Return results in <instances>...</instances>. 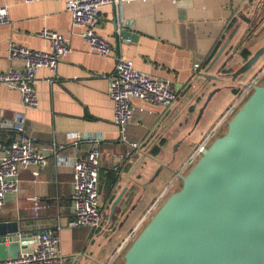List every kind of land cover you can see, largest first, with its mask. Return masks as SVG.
Wrapping results in <instances>:
<instances>
[{"label":"crops","instance_id":"obj_1","mask_svg":"<svg viewBox=\"0 0 264 264\" xmlns=\"http://www.w3.org/2000/svg\"><path fill=\"white\" fill-rule=\"evenodd\" d=\"M66 1L0 0L9 7L10 16V23L0 25V71L23 68L21 61L9 58L11 44L50 49L49 41L38 34L43 29L63 33L71 47L56 71L38 70V106L26 107L16 88L0 83V118L19 115L38 151L48 154V164L36 167L38 175L33 174L35 167L21 171V191L8 195L0 211V237L10 245L9 230L17 226L20 234H29L27 246L32 247L40 232L53 231L61 237V264H111L161 199L178 185L170 186L205 137L244 94L246 85L222 87L216 85L214 76L226 73L231 77L264 45V0H146L126 2L119 8L106 5L97 27L114 45V54L106 57L90 51L82 28L72 27ZM119 25L121 35L117 34ZM126 30L131 32L129 38L123 37ZM117 56L169 81L178 99L167 108L133 99V116L120 129L108 95ZM261 60V67L249 79L241 78L249 70L238 78L253 82L262 71L264 55ZM196 62L200 63L197 75ZM216 87L221 90L199 116ZM224 99L230 100L213 124ZM77 133L102 138V224L95 230L70 225L74 219L72 165L89 148L86 141L74 143ZM16 136L12 130L1 129L0 144L7 146ZM60 145L61 161L49 150ZM122 192L123 198L113 208ZM33 195L46 206L38 216L30 208Z\"/></svg>","mask_w":264,"mask_h":264},{"label":"water","instance_id":"obj_2","mask_svg":"<svg viewBox=\"0 0 264 264\" xmlns=\"http://www.w3.org/2000/svg\"><path fill=\"white\" fill-rule=\"evenodd\" d=\"M130 36L124 31V38ZM263 55L264 45L231 77L246 73ZM220 90L209 93L199 116ZM221 129L112 264H264V76ZM9 232L10 245L0 237L4 259L16 257L28 243L29 234H20L17 226Z\"/></svg>","mask_w":264,"mask_h":264},{"label":"built area","instance_id":"obj_3","mask_svg":"<svg viewBox=\"0 0 264 264\" xmlns=\"http://www.w3.org/2000/svg\"><path fill=\"white\" fill-rule=\"evenodd\" d=\"M33 2L39 0H25ZM146 0H67L66 9L72 17V27L82 28V36L87 42L90 51L101 56L114 54V45L107 38L101 36L97 27L100 21V11L106 5L122 7L126 2ZM10 23L9 7L0 3V25ZM122 28L119 25L117 34L121 35ZM50 43V49H32L17 44L9 47V58L21 61L23 68L10 67L0 71V83L16 88L22 97L23 104L28 108L38 106L39 98L35 85L36 74L41 68L56 71L59 63L71 52L67 37L57 31L43 29L39 33ZM200 63H194V74L199 72ZM264 76V66L253 82L246 84L244 94L231 106L227 117L238 106L251 87L258 83ZM108 95L114 104V121L120 127H124L132 116V100L135 98L170 107L179 97L171 88L169 81L153 77L137 69L134 62L124 56L116 57L115 70L110 76ZM12 130L17 136L11 144H0V211L7 202L8 195H17L21 191L20 173L23 169L35 167L33 174L38 175L36 167L48 164V154L41 153L34 145L33 139L25 133L21 117L17 115L13 119L0 118V130ZM216 129L207 135L197 150L191 155L188 163L182 169L183 172L191 165L199 155L202 148L209 143L215 135ZM81 141L89 143L86 154L74 161L73 192L74 219L71 226L88 227L98 229L102 224V211L99 198V172L102 159V138L93 134H75L74 143ZM134 146H136L134 144ZM63 146L52 147L59 161L62 155L59 152ZM181 172L179 176L183 173ZM176 177L170 184L177 182ZM165 194V193H164ZM163 194V195H164ZM162 195V196H163ZM160 199V198H159ZM158 199V200H159ZM30 208L36 216L46 207L38 195L30 197ZM158 203V201H157ZM61 237L53 231L40 232L32 247L22 248L16 257L0 259V264H61L63 261L61 249ZM116 259H113V262ZM112 264V262H111Z\"/></svg>","mask_w":264,"mask_h":264},{"label":"rangeland","instance_id":"obj_4","mask_svg":"<svg viewBox=\"0 0 264 264\" xmlns=\"http://www.w3.org/2000/svg\"><path fill=\"white\" fill-rule=\"evenodd\" d=\"M261 65H262V60L260 58V59H258V61L256 62V64L253 67H251V69H249V71L246 73V75L244 77H241V78L242 79H249L261 67ZM242 79L229 77L228 74L224 73L223 76L218 77V79L216 80V85H220L222 87L223 86H234V85H236V86L237 85L238 86H240V85H246L247 83H243L242 82ZM232 97H234V96H232ZM230 99H224L222 102H220L219 109L216 112V114L214 115L213 124H215L216 121H217V119L220 118V115H222L224 113V109L226 108V105H227V103H228V101ZM224 120H221L217 124L218 126L216 125L217 126L216 127V133L222 134L224 132V129H221V126H222V123H223ZM200 137H198V138H200Z\"/></svg>","mask_w":264,"mask_h":264}]
</instances>
